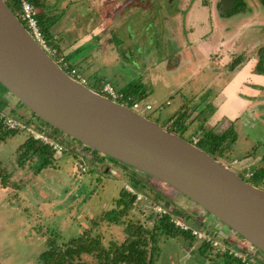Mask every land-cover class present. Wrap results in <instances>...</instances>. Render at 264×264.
Returning a JSON list of instances; mask_svg holds the SVG:
<instances>
[{
	"label": "rangeland",
	"instance_id": "1",
	"mask_svg": "<svg viewBox=\"0 0 264 264\" xmlns=\"http://www.w3.org/2000/svg\"><path fill=\"white\" fill-rule=\"evenodd\" d=\"M44 1L42 9L53 41L65 48L70 62L83 69L86 60L92 64L90 72L80 69L89 78L90 86L98 89L110 81L122 90L118 84L123 81L146 80L144 101L157 109L144 114L166 128L175 114L174 107L186 99L191 107L202 105L198 112L206 108L204 100L216 106L215 95L227 81L220 73L232 69L234 58L241 55L247 67L252 60L257 63L264 56V0H236L232 11L224 8L228 0ZM76 43L80 52L67 50ZM92 76L99 78L97 83ZM166 82L172 87H167ZM173 88L175 91H171ZM255 89L260 95L248 96L255 104L254 120L244 117L238 126L234 125L239 139L230 142L219 157L246 179L247 171L264 165V158L254 161L251 157L264 156V85L255 84ZM228 93L235 95L236 90L231 87ZM259 98L261 102L257 104ZM167 100L173 104H167ZM161 103L164 107L159 109ZM224 104H218V109ZM23 105L0 84V110L46 127L66 145L76 144L72 137L55 131ZM189 114L186 124L191 128L182 122L180 128L175 127L176 132L188 140L192 135L201 138L202 133L192 132L197 128L195 120L189 119L197 118V113L193 116L190 110ZM172 119L175 122L176 116ZM228 124L221 121L212 128L220 134L233 123ZM31 137L26 131L7 133L0 126V264H43L40 254L46 248L47 236L38 227L50 230L57 242L63 243L89 228L91 218L118 208L122 191L131 192L129 186L141 197L117 222L104 220L92 229L104 244L110 240L121 243L127 236V225L141 223L158 237L152 264H239L225 251L230 252L236 242L244 239L229 228L215 226L212 221L216 218H210L204 208L172 187L130 165L104 167V155L92 149L79 155L75 149L57 152L56 161H45L48 164L44 169L39 154H26L21 147ZM79 162L85 165V171H80ZM252 182L264 188V177L262 182ZM155 191L173 203L167 207L157 201ZM175 206L183 210L181 216L189 225L207 236L197 237L191 231L195 236L192 238L182 232L173 235L156 229L161 212L171 213ZM146 236L149 238V233ZM247 259L250 263L257 260L252 253ZM260 259L264 261V254Z\"/></svg>",
	"mask_w": 264,
	"mask_h": 264
},
{
	"label": "water",
	"instance_id": "2",
	"mask_svg": "<svg viewBox=\"0 0 264 264\" xmlns=\"http://www.w3.org/2000/svg\"><path fill=\"white\" fill-rule=\"evenodd\" d=\"M234 8L236 0H228ZM0 83L83 145L148 174L264 254V188L175 130L70 76L0 0Z\"/></svg>",
	"mask_w": 264,
	"mask_h": 264
},
{
	"label": "trees",
	"instance_id": "3",
	"mask_svg": "<svg viewBox=\"0 0 264 264\" xmlns=\"http://www.w3.org/2000/svg\"><path fill=\"white\" fill-rule=\"evenodd\" d=\"M30 1L36 7L37 18L45 37L49 43L53 44V46L57 47L59 50H62L63 46L53 41L54 37L51 34L49 24L46 22V13L42 9L45 6V1ZM8 4L17 14L19 8L18 0H8ZM22 22L24 23L23 20ZM242 58L243 57L241 55L234 58L230 63V67L232 69L235 68L236 65H238L243 60ZM255 68L258 72L264 73V56H262L257 61ZM142 86V83L133 81L124 89V92L133 96L134 100H139L144 97V95L139 92ZM128 105L131 107L132 104ZM175 116L176 119L174 123L177 126L182 125V122L187 120L186 111L183 113H178ZM0 126L1 129L7 133L17 132L16 130L6 129L4 126H2V124H0ZM54 130L57 131L58 129L54 128ZM202 133L203 134L200 141L196 144L208 151L216 159H219V157L223 156L227 146L230 144V142H234L237 137L234 124H231L224 132L220 134L216 133L212 128ZM179 134L183 136V133ZM74 141L79 142L76 139H74ZM37 142L39 141H36L32 138L28 139L22 145V148L25 149L24 153L26 154H29V152H35L39 154L38 156L44 160L42 166L45 167V164H48L45 161L51 163L56 159H54L55 151L48 144L39 142L40 145H38ZM82 146H84L86 150L90 149L83 144ZM263 177L264 165L255 170V175L251 180L255 182H262ZM5 181L6 179H4V182ZM127 196H130V198L128 199ZM155 198L158 199L157 201L163 203L167 207L173 203L170 199L167 200L168 197L160 196V193L157 191H155ZM135 199V194L126 191V189L123 190L120 198L118 199V208L104 211L101 213V215L91 218L92 220H90L91 223L89 228H85L83 233L72 236L63 243H58L54 235L50 233V230H47L46 232L42 229V227H38L39 232L47 236L46 248L40 254L43 264H152L157 254L158 247L155 244L158 240V237L155 232H148L146 228H144L143 224L129 223L126 228L127 236L121 243L110 240V243L106 245L100 236L93 234L92 229L94 226L100 225L104 220L109 219L110 221L117 222L119 216H122L128 212L132 206V202H134ZM181 213H183L181 208L179 209L177 206L173 207L171 213L163 214L160 217L159 222L155 226L156 229H160L162 233L173 235L182 232L189 237L195 238V236L191 233V230H182L171 221V214H184ZM147 233L150 235L149 238L146 236ZM85 255L91 256V259L87 258ZM226 255L231 257L233 260H237L239 264H247V262L248 264H264L263 259L261 260L260 258H256L257 260L255 262L250 263L249 260L244 262L240 258L234 257L233 255H229L227 253Z\"/></svg>",
	"mask_w": 264,
	"mask_h": 264
},
{
	"label": "built area",
	"instance_id": "4",
	"mask_svg": "<svg viewBox=\"0 0 264 264\" xmlns=\"http://www.w3.org/2000/svg\"><path fill=\"white\" fill-rule=\"evenodd\" d=\"M6 1L8 2V0ZM18 3L19 8L17 15L20 17L21 20L24 21V24L30 30V32L32 33L34 38L39 42V44L61 65V67L70 76L74 77L83 84L90 86L89 78L78 67H76L73 62H70L64 50H59L57 47L53 46V44L49 43L39 24L35 5L30 0H18ZM96 90L125 105L132 104L131 108L142 114H144L147 110L157 109V107L154 108L151 102L144 101V99L134 100L133 96L126 94L124 91L117 90L110 82H105L101 87ZM158 107L159 109H162L164 107V104H160ZM0 122L8 130L28 132L32 136L31 138L51 146L55 153L63 152L64 150H73L74 148L78 155L79 153L82 154L86 151L84 146H79V144L77 143L74 144L70 142L68 145L64 144L62 138L58 139L55 133L50 131L46 127L36 126L30 121L23 120L22 118L16 117L14 115H10L7 112H3L2 110H0ZM175 127L176 126H174V121L173 119H171L168 129L174 131L176 129ZM200 139L201 138L198 135L191 136V141L195 144L199 142ZM79 169L80 171L86 170V167L84 164H82V162H79ZM244 175L248 179H252L255 175V170H249ZM132 188L133 187L129 186V191H131L130 193L136 195V191H134ZM140 197V195H136V198ZM163 213L166 214L165 211L161 212L162 215ZM184 218L185 217H182L179 214L171 215V221L182 230H191L194 235H197V237L203 238L207 236L205 232L194 229L191 225L187 223V220ZM234 245V249H230V252L225 251V253L240 258L244 262L248 261L247 258L250 256V253H252L253 258L255 260L256 258H261L262 256L258 249H256L254 246L251 247L244 240L238 241V243L236 242V244ZM224 249H226V246L224 247Z\"/></svg>",
	"mask_w": 264,
	"mask_h": 264
},
{
	"label": "crops",
	"instance_id": "5",
	"mask_svg": "<svg viewBox=\"0 0 264 264\" xmlns=\"http://www.w3.org/2000/svg\"><path fill=\"white\" fill-rule=\"evenodd\" d=\"M224 8H225V10H229V11L233 10V8L229 9L227 6H224ZM78 45L79 44L76 43V44L72 45L74 47H72V48L70 47L71 49L69 48L67 50H75L77 52H80L79 51L80 47ZM63 50H65L64 47H63ZM254 62H255V60H252V62L249 63V65L247 67H245V64H243L244 63V59H243L235 68H233L231 70L230 69L229 70H224V71H222V73H220L221 77H224V80L227 78V81H225V82H223L221 84V87H222L221 91L219 90L220 91L219 94L217 93L215 95L214 100L218 99V100H215L216 101V106L212 105V101L204 100L205 103H206V108L204 110H201V111L198 112L197 108H201L202 105L197 106V108L191 107L190 103L188 102L189 100L186 99V101H183V102L178 104V105H180L179 107H178V105H176V107H174L172 113L174 112L175 114L170 117L169 121L176 114L183 113L184 111L188 112V113H186V116L187 115L191 116L189 114L190 110H191L193 116H195L194 112L197 113L196 114L197 118H189L192 121L195 120L194 124L195 123L197 124V125L195 124L196 127H197L196 130L195 131L193 130L192 132H194V133L195 132L196 133H202V132H206V130H210L212 127L216 128L215 126L218 123H220L221 121L222 122H229L228 126L231 123H233L234 125L236 124V126H238V124L240 123V121H242V119L244 117L249 119V120L250 119L254 120L253 116H255L256 113H254L255 114L254 115L252 112H255L254 111V105L255 104H254V101L248 96L251 95V96L258 97L260 95V92H259L258 89H255V84L264 85V73H260V72H258L256 70V68H255L256 67V62L255 63ZM74 65L76 67H78L79 69H82L83 72H85V70L88 71V72H90L92 70V64L90 62H87V60H86V63H85V66H86L85 69H83L82 67H79L75 63H74ZM248 67L250 68V70H248ZM96 78L97 77H94V76L91 77V79H93L95 83H97V80H99V78L98 79H96ZM108 82H110V81H108ZM145 82H146V80H142L141 81L143 86L141 87V89L139 91V92H141L144 95V97L142 99L147 98V91H146V88H145L147 83H145ZM128 83L130 84L131 81L130 82L129 81L128 82L127 81H123V83L118 84L119 86H122L121 87V89H122L121 91H124V89L129 85ZM166 86L169 87V88L172 87V86L170 87V84L168 82H166ZM231 87H234V89L236 90V94L235 95H230L228 93V89L231 88ZM175 88L171 89V91H175ZM223 91H224V93H222ZM169 93H171V92H169ZM231 96H234L235 98L232 99V98H230ZM260 98L258 100H256L257 104H259L261 102ZM225 101L228 102L227 105H225L223 103ZM166 102L169 105L173 104V101H170V100H167ZM220 103L225 105V106L222 107V109H218V108H221L220 105L218 106V104H220ZM194 109H196V110H194ZM206 110H207V112L204 115ZM200 116H203V117L200 119ZM187 120L184 122L185 124L188 123ZM251 123L253 124V122H251ZM174 126L177 127V125L175 123H174ZM181 126L182 125H179L178 127L180 128ZM186 127L187 128H191L190 125H187V124H186ZM200 128H201V132L199 131ZM175 131H176V129H175ZM17 132H19V131H17ZM238 139L236 137L235 141L237 142ZM25 142H26V140H25ZM23 144H24V142H23ZM22 145H21V147H22ZM251 157H252V159L254 161L258 160L257 159L258 157H260V159L264 158V156L262 157V156H259V155H255V156H251ZM55 158H56V155H54V159ZM55 161H56V159H55ZM253 165H256V164L254 163ZM43 168L46 169L47 166L43 167Z\"/></svg>",
	"mask_w": 264,
	"mask_h": 264
},
{
	"label": "flooded vegetation",
	"instance_id": "6",
	"mask_svg": "<svg viewBox=\"0 0 264 264\" xmlns=\"http://www.w3.org/2000/svg\"><path fill=\"white\" fill-rule=\"evenodd\" d=\"M24 106V105H23ZM73 139V138H72ZM74 140V139H73ZM75 143H77V144H79V146H81L82 144L80 143V142H76V141H74ZM89 150H91V149H89ZM101 154V153H100ZM106 160V165L104 166V167H108V165H110V164H115L116 163V165H127V164H124L123 162H121L120 160H117V159H114V158H111V157H109V156H106V155H104V161ZM145 175H148V174H145ZM150 176V175H149ZM154 178V177H153ZM156 179V178H155ZM157 180V179H156ZM159 181V180H158ZM170 187V186H169ZM183 195V194H182ZM186 197V196H185ZM209 215L211 216L210 218H212L213 220L216 218V217H214V216H212L210 213H209ZM213 222V224L216 226H218L219 228H221V229H223V230H226L227 228H229L228 226H226L224 223H222V222H220V221H218V219L216 218V220H214V221H212ZM230 229V231H232V229L231 228H229ZM239 238H241V236L239 235V234H237V233H235Z\"/></svg>",
	"mask_w": 264,
	"mask_h": 264
}]
</instances>
